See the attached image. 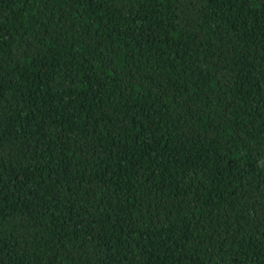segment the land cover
Returning <instances> with one entry per match:
<instances>
[{"label":"trees","instance_id":"1","mask_svg":"<svg viewBox=\"0 0 264 264\" xmlns=\"http://www.w3.org/2000/svg\"><path fill=\"white\" fill-rule=\"evenodd\" d=\"M0 264H264V0H0Z\"/></svg>","mask_w":264,"mask_h":264}]
</instances>
